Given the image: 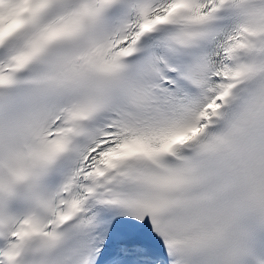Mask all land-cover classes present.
Masks as SVG:
<instances>
[{
    "label": "snow or ice",
    "instance_id": "1",
    "mask_svg": "<svg viewBox=\"0 0 264 264\" xmlns=\"http://www.w3.org/2000/svg\"><path fill=\"white\" fill-rule=\"evenodd\" d=\"M0 264H264V0H0Z\"/></svg>",
    "mask_w": 264,
    "mask_h": 264
}]
</instances>
